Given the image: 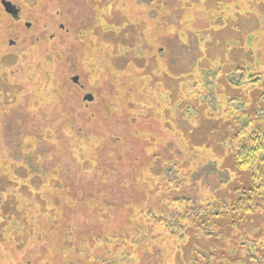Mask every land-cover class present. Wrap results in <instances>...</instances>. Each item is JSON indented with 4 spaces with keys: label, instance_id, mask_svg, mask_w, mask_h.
<instances>
[{
    "label": "rangeland",
    "instance_id": "374dc122",
    "mask_svg": "<svg viewBox=\"0 0 264 264\" xmlns=\"http://www.w3.org/2000/svg\"><path fill=\"white\" fill-rule=\"evenodd\" d=\"M10 1L22 14L0 4V264H185L186 239L150 244L137 212L229 177L221 104L264 109V0ZM238 68L258 82L227 85ZM221 245L197 236L186 251Z\"/></svg>",
    "mask_w": 264,
    "mask_h": 264
},
{
    "label": "trees",
    "instance_id": "16d2710c",
    "mask_svg": "<svg viewBox=\"0 0 264 264\" xmlns=\"http://www.w3.org/2000/svg\"><path fill=\"white\" fill-rule=\"evenodd\" d=\"M238 70L241 71L238 76L239 83L229 81L227 85L239 89L249 82L251 84L258 82L256 75L252 76L241 68ZM218 77L220 78L221 75ZM217 97V101L221 104L218 94ZM228 99L235 104H232V107L229 105L223 107L221 104V111H223L221 118L228 116L229 109L231 113L228 116L229 127L227 126L226 129L228 132L226 138L228 152L233 161L232 170H228L229 177L221 178L218 186L210 193L202 194L199 201L190 197L173 199L172 208L166 214L156 215L148 210L137 212L135 231L142 232L150 244H154V240L161 236H166L172 243L177 238L186 239L185 242L177 245V254L186 258L185 264H190L189 260L192 261L191 264H226L227 261L232 264H247V261L249 264H264L262 240L264 221L251 227L252 231L244 229L247 219H258L264 214V109L260 111L257 106L254 109L249 102H243L244 100L240 103L236 96H230ZM208 164L209 162L205 166ZM165 165L171 167L172 164ZM209 165L212 167L209 170L215 168L214 164ZM192 172L189 173L190 176L196 177V172ZM162 173H165V167ZM183 179L182 174L180 180ZM166 183L169 184L168 181H163L161 184ZM229 186L237 187L230 190ZM173 187L175 185L168 186V188ZM220 190L227 192L231 198L227 200L219 195ZM140 223L142 226L138 227ZM157 229L160 233H154ZM197 236L212 242L219 240L222 247L201 250L193 255L188 254L187 258L186 249L189 242ZM132 246L136 245L132 244ZM132 246L128 245L127 249L131 251ZM227 246L236 248L239 253L243 250L244 258H237L235 251L228 253L225 250ZM110 262L116 264L115 261ZM131 264L137 263L133 260Z\"/></svg>",
    "mask_w": 264,
    "mask_h": 264
},
{
    "label": "water",
    "instance_id": "95a60500",
    "mask_svg": "<svg viewBox=\"0 0 264 264\" xmlns=\"http://www.w3.org/2000/svg\"><path fill=\"white\" fill-rule=\"evenodd\" d=\"M0 4L2 5L4 11L6 13H8L9 15H11L13 18H17L19 16V12H20L19 8L14 3H12L11 1L0 0ZM71 80L74 83H77L78 82V76L77 75L73 76L71 78ZM92 99H93V96L90 93H87L84 96V100L91 101Z\"/></svg>",
    "mask_w": 264,
    "mask_h": 264
},
{
    "label": "flooded vegetation",
    "instance_id": "af4514ba",
    "mask_svg": "<svg viewBox=\"0 0 264 264\" xmlns=\"http://www.w3.org/2000/svg\"><path fill=\"white\" fill-rule=\"evenodd\" d=\"M10 1V0H9ZM13 3V2H12ZM15 4V3H14ZM18 8H19V10H20V12H19V16L17 17V18H14L15 20H20V18H21V14H22V10H21V8L17 5V4H15ZM26 26L28 27L29 26V24L28 23H26ZM80 87H81V85H80Z\"/></svg>",
    "mask_w": 264,
    "mask_h": 264
}]
</instances>
